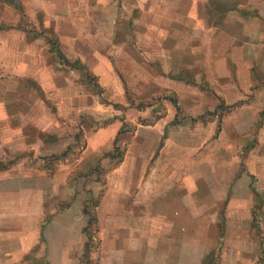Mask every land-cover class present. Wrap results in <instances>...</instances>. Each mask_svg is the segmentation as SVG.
I'll return each instance as SVG.
<instances>
[{
	"label": "crops",
	"instance_id": "crops-1",
	"mask_svg": "<svg viewBox=\"0 0 264 264\" xmlns=\"http://www.w3.org/2000/svg\"><path fill=\"white\" fill-rule=\"evenodd\" d=\"M21 1L25 14L43 19L44 27L57 34L62 52L92 70L112 96L124 95L125 80L134 91L140 82L143 89L156 85L151 94L172 89L179 111L201 118L185 134L162 136L178 113L172 103L149 125V151L139 141V129L117 140L125 154L106 174L108 188L96 208L100 264H264V0H136L133 32L140 40L111 42L115 64L107 50L122 15L120 0ZM3 14L2 19L9 18ZM11 33L19 34L17 47L5 38ZM25 37L23 30H0V79L13 66L18 78L34 77L47 95L78 88V69L63 70L40 38ZM11 47L18 48L16 57L6 55ZM63 72L72 78L66 77L69 83L59 76ZM142 93L149 92L136 94ZM32 109L46 117L38 121V110L34 125L59 133L53 141H34L37 153L68 149L75 139L63 138L61 131L74 134L78 127L61 124L50 108ZM209 111L214 117L202 119ZM59 115L67 117L61 109ZM27 116L26 110L0 102V127L15 128L19 136ZM110 131L87 133L77 162L62 173L89 175L95 162L106 164L114 145ZM186 139L207 145L190 157L193 175L185 170L187 154L179 151ZM172 146L178 154H172ZM18 166L0 171V264H29L30 256L45 264H83L89 221L84 203L74 197L75 186L59 181L57 196L49 199L51 187L20 183ZM62 190L71 197L60 198ZM72 211L81 214V224L69 236L72 222L65 218ZM55 223L62 236L52 246L45 230Z\"/></svg>",
	"mask_w": 264,
	"mask_h": 264
},
{
	"label": "rangeland",
	"instance_id": "rangeland-1",
	"mask_svg": "<svg viewBox=\"0 0 264 264\" xmlns=\"http://www.w3.org/2000/svg\"><path fill=\"white\" fill-rule=\"evenodd\" d=\"M11 8V12L8 13L5 9V5ZM120 7H122V17L120 16L118 21L117 33L114 34V38L111 39L110 44L111 48L107 50L109 53L112 62L115 64L114 47L111 42L120 43L121 41H139L140 38L137 37L136 33L133 32V24L134 19L137 16L138 7L136 0H120ZM124 6V7H123ZM8 15V19H2V16ZM43 19L32 18L25 14L24 8L22 6L21 0H0V30H8L10 28L23 30L26 32V37L24 38L26 41L32 40L33 38H40L42 42L48 47L47 53L48 56L55 57L63 65V70H69L70 66L60 60L58 55V50H61L60 43L58 40L57 34L48 30V28L44 27L42 24ZM108 23H110L108 19ZM47 29V30H46ZM18 35L15 33H11L10 35H6V39L11 41L12 46H16L18 44ZM22 40V39H21ZM8 50V57H16L19 51L18 48H13ZM46 49H42L43 53ZM141 53L142 50H139ZM142 54V53H141ZM0 52V56H1ZM48 61V60H47ZM73 61V60H71ZM75 62V61H74ZM79 77L76 78V88L74 91L72 90H64L61 91L59 96L47 95L46 90L40 87V84L34 77L32 76H24L18 78V75L14 72L13 66L11 68V72L9 76H5L0 79V102H5V104H11L12 106H17L22 108V110L27 111V120L24 123L23 128L20 129L21 135L18 136L17 129L15 128H2L0 127V168L2 166L14 167L20 165V170L17 171L16 175L21 173L22 177H19V181L21 184L26 183H35L37 185L51 187L52 192L46 193L49 199L55 198L57 195L54 191V186L60 184L59 181L67 182L71 186H75V196L78 199L82 200V202L88 205L91 214L96 218L95 221H92L91 225L89 224L87 232L91 235L90 241V252L89 257H85L84 252L82 253L83 264H100V247H101V238H100V225L98 220V211L97 207H95L96 202L101 203L103 196L106 194L107 186H106V174L108 171L113 169L120 162V158L124 156L125 150L121 147V152L117 153L116 158H111L109 161L99 164L95 162V166H97V170L92 172V174L84 175L78 174L76 172H63L62 169L66 170V165L76 163V158L80 155L83 147L86 145V135L87 133H92L93 131L102 130L105 128H110L111 130L108 134L111 142L113 140L115 142L116 138L120 141L122 136H133L136 131H139L138 136L140 137L139 141L142 142V146L145 152L149 151L150 145L147 143V140L150 141L149 137H153L152 131H150V126L154 124L155 121L164 117L166 113H168L169 105L172 107V102L169 100L171 98H177V94L172 89H158L154 94H151L153 90L156 89V85H151L144 88V84L140 82V84L134 86L139 89V91H134L130 89L131 83L125 80V93L122 96H112L110 91L105 90L100 82L98 81V77L91 70V76H86L82 71L77 70ZM67 75V76H66ZM59 76H63L64 82L69 83L68 79L72 80V78L65 74L61 73ZM61 83V82H60ZM130 87H129V86ZM205 86L204 83L201 84ZM72 86V85H71ZM207 88V87H206ZM142 90L144 92L147 90L149 93L145 95H137ZM66 91L69 93V96H66ZM73 92V94H72ZM50 93V92H49ZM42 107V111L44 109L50 108L55 114L53 117H57L58 121L63 124V122H68L70 124H74L75 127H78V130L74 134H65L64 132L69 131H61L63 135H61L65 139H69L73 137L75 140L70 144L68 149L61 151L58 154L59 158H54L55 155H44L37 153V149H34V144H32L36 140L39 139H49L53 141L54 138H59L57 133L53 131H43L36 125H34V118L38 116L39 110V118L38 121H42V119H46L44 117V112L42 113L40 109L35 113L32 107ZM60 109L67 114V117H61L59 115ZM176 111V109H175ZM224 109L220 110L221 115L225 112ZM67 112V113H66ZM177 112V111H176ZM215 114H212L210 111L202 116V119H207L214 117ZM54 119V118H53ZM198 118L195 120L193 117H185L181 111H179L173 120L168 123L167 128L165 129L164 135L177 136L181 133L185 134L186 127H190L195 124L196 121L200 120ZM48 120V119H47ZM50 120V119H49ZM56 120V119H55ZM84 126V129L81 127ZM117 126V128H116ZM175 126H180V129L176 131H171ZM15 129V130H14ZM68 130V129H67ZM114 132V133H113ZM113 133V134H112ZM156 135V134H155ZM161 136V135H157ZM3 140H5V145L8 146L6 149H3L5 145H3ZM24 142V143H20ZM156 144V154L160 152L157 149ZM172 146V154L177 153V148L174 149ZM207 147V145L193 144L190 140L186 139L184 145L180 146L179 151L186 153L188 159L186 161L185 170L188 171V174H194L195 161L194 158L190 159L191 156H194L196 153H200L203 149ZM236 150L240 149V146H235ZM149 149V150H148ZM114 150V145L109 146L108 154ZM152 151V148H151ZM4 152V153H3ZM241 152V149L240 151ZM63 154H65L63 156ZM178 154V153H177ZM68 159V160H67ZM71 162V163H70ZM84 164L83 162H81ZM210 163V162H208ZM221 163V162H220ZM228 162H223V166H226ZM241 166H246L243 161L240 164ZM5 169H0V171ZM63 174V176H61ZM65 175V176H64ZM18 179L15 183H19ZM46 190V189H45ZM60 198H65L66 200L70 197L68 193H65V190L61 191L58 195ZM66 201L62 202V207H65L67 204H64ZM81 214L76 215L75 211L68 213L66 216V220L72 222L71 229H69L68 234L70 236V231H75L76 233L79 228L81 222L80 220ZM93 216V218H94ZM85 218L90 221V216H86ZM260 220V219H259ZM46 221V220H45ZM67 234V233H64ZM45 235H47L48 241L52 246H54L56 240L62 236L61 230L58 227V224L55 223L49 226L45 230ZM68 236V237H69ZM71 239V237H70ZM88 240V236H87ZM29 264H45L44 260H37L34 257H29L26 259Z\"/></svg>",
	"mask_w": 264,
	"mask_h": 264
},
{
	"label": "trees",
	"instance_id": "trees-1",
	"mask_svg": "<svg viewBox=\"0 0 264 264\" xmlns=\"http://www.w3.org/2000/svg\"><path fill=\"white\" fill-rule=\"evenodd\" d=\"M58 55H59V58L60 60H62L63 63H65L66 65L70 66V68H75V69H78L80 71H82L83 73L86 74V76H91V71L90 69L83 63H81L80 61H71L63 52L62 50H58ZM174 105L175 107L177 108V111L179 112L180 110V107L178 105V100L177 98H171L169 99ZM117 140L118 138H116L115 142H114V150L112 152H110L109 154H107L108 156H110L111 158H116L117 157V153L121 150V147L117 145ZM65 154H63L64 156ZM54 158H59V156L55 155L53 156ZM123 158V156L120 158V160ZM8 166H2L0 169H7ZM94 170L96 171L97 170V166L94 167ZM99 205L98 202H96L95 204V207H97ZM83 211L84 213L87 215V216H90V221H89V224L91 225L92 221H95L94 219L96 218L94 215L96 214H91V211L89 210L88 208V205L85 203L84 204V208H83ZM94 216V218H93ZM97 219V218H96ZM96 222V221H95ZM87 229L86 228V232H87ZM87 236H88V240L86 241V245H85V252H84V255L85 257H89V252H90V241H91V235L89 232H87Z\"/></svg>",
	"mask_w": 264,
	"mask_h": 264
}]
</instances>
